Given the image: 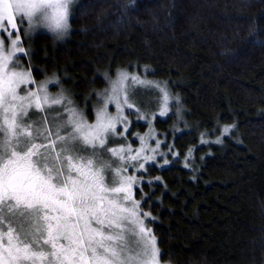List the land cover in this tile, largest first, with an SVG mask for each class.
I'll return each instance as SVG.
<instances>
[{"label": "trees", "instance_id": "16d2710c", "mask_svg": "<svg viewBox=\"0 0 264 264\" xmlns=\"http://www.w3.org/2000/svg\"><path fill=\"white\" fill-rule=\"evenodd\" d=\"M22 45L35 83L88 113L121 72L177 99L180 122L154 124L177 158L134 191L162 261L264 264V0H76L65 40Z\"/></svg>", "mask_w": 264, "mask_h": 264}, {"label": "snow or ice", "instance_id": "6c2138e0", "mask_svg": "<svg viewBox=\"0 0 264 264\" xmlns=\"http://www.w3.org/2000/svg\"><path fill=\"white\" fill-rule=\"evenodd\" d=\"M73 2L0 0V36L5 31L15 34L20 13L29 23L39 14L40 18L51 21L53 30H66L67 8ZM47 9H53L51 16ZM18 39L12 41L13 48L24 52ZM2 44L0 41V50L7 52ZM12 55L8 52L0 56V108L5 115V124L0 127L4 133L0 159L5 160L0 166V264H21L29 260L35 264L33 258L49 257L48 264H148L149 260L158 264L159 249L143 219L150 214L140 211V201L134 200L131 194L136 178H122L119 169L115 176L109 177L114 162L102 159L104 150L113 157L123 152V149L106 147L109 134L119 132L113 121L120 122L123 107L118 102L117 116L107 122H104L106 108L98 110L94 125H87L82 113L71 108L67 110V120L61 114L52 120L28 122L33 97L35 107L39 111L44 108L36 93L19 95L22 85L32 83L31 73L6 71ZM131 79L143 83L136 77ZM18 99L27 101V107L17 106ZM63 99L54 97L51 103L59 105ZM129 99L125 92L123 103L132 109L134 105ZM48 101L45 95L43 103ZM124 131H128L127 127ZM88 148L92 149L90 153ZM120 159L124 161L123 156ZM127 163L124 161L121 166L125 171ZM116 177L121 178L118 181ZM109 184L118 186L109 187ZM109 193L115 195L109 198ZM5 221L7 231L3 230ZM45 246H50L51 251L45 250Z\"/></svg>", "mask_w": 264, "mask_h": 264}, {"label": "rangeland", "instance_id": "374dc122", "mask_svg": "<svg viewBox=\"0 0 264 264\" xmlns=\"http://www.w3.org/2000/svg\"><path fill=\"white\" fill-rule=\"evenodd\" d=\"M75 1L76 0H74L73 3L68 4V27L66 30H53L51 21L40 18L39 14H37V17L33 18L31 23L28 22V18L24 16L23 13L18 14L19 23L15 34L9 35L8 31H5L3 36H0V41H3L2 49L7 50V52L0 50V56L6 55L8 52H11L13 54L12 59L9 61V67L8 69H6V71L29 72L19 65L20 57L25 56V53H27V48L22 45L24 39H29L38 33H47L57 42H62L67 38L69 34V19ZM53 2L55 3L56 0H53ZM47 12L49 16H51L53 9H47ZM17 37H19L18 45L25 50L24 52H18L13 48L12 41L17 40ZM125 77H127V79H125ZM132 77L138 78V81H141L143 83L134 82L131 79ZM31 80L32 83L21 86L23 91L18 90L19 95L23 96L29 91L36 93L40 97V101L44 108V111H39L35 107V97H33L32 106L28 108L29 117L26 118L28 122H31L32 120H43L45 118L52 120L59 117L61 114H63L64 119L67 120V110L71 108L75 109L77 113H82L83 121L86 122L87 125H94L97 122L98 110L106 108L104 122H107L109 118L117 116V104L118 102L120 103V105L123 107V114L119 118L120 122L116 123L115 120L113 121V123H115L116 127L119 129V132L116 134H109L106 147L107 149H123V152H120L118 156L113 157L111 152L104 150L102 159L114 162L113 169L109 173V177L115 176L116 170L119 169L122 178H127L130 176L136 178V183L132 185L131 188V194L134 200L138 201L134 193L135 188L139 187L145 181V175L149 168L153 167L154 164L157 165L158 168L166 167L177 158V152L169 151V148L165 147V143L167 142L164 141V137L158 135L159 130L154 126L157 118L158 120L165 121L169 116H172L173 113L178 122H180V119L182 118L178 111V107L176 106L177 99L172 97L170 94L168 95L162 84L157 82L152 83L151 80L144 77L143 74L142 76H139L133 73L128 74L125 72H121L120 74L112 78V80H108V84L104 89L95 92L97 97L95 103L96 106L92 105V111L88 113L84 108L77 107L75 105L71 93L65 89L63 83L58 77H48L41 83H35L31 74ZM157 91L160 94L158 102H156V99L154 97ZM125 92H127V95L130 98L129 102L134 105L132 109H128L127 106L123 103ZM45 95L49 97V101L47 104L43 103V98ZM165 95H167V100L165 99ZM61 96L64 98L61 104L56 105L51 103V98H58ZM15 104L17 106L24 105L25 107H27L28 102L18 99L17 101H15ZM129 112H131L130 115ZM161 112H164V115H161ZM8 122L11 123V112L8 113ZM4 124L5 115L3 109L0 108V127H3ZM137 124L145 125L143 132H140L138 130V127L136 126ZM133 125H135L137 128L133 130L132 133H130V136H127L128 131H124L125 127H127V129L129 130ZM69 130H71V126L69 127ZM176 132H181V129L177 127ZM61 134L63 135L66 133L62 132ZM141 137H143L144 139L141 140ZM126 139L127 142L125 141ZM128 139L134 142L129 141ZM3 140L4 133L0 132V142H3ZM119 140L120 143L117 144ZM37 143H39V141H37ZM97 147L99 150L98 142ZM91 151L92 149L88 148V152L90 153ZM120 156H123L124 161L128 162L127 165H125L127 167L126 171L123 169V167H121L122 165H124V161L120 159ZM131 156H137L138 158L136 160H131ZM4 162V159H0V166H2ZM141 165H144V167L141 168ZM73 175L75 176L76 174L73 173ZM121 177L116 178L119 181ZM112 186H118V184H109V187ZM107 195L109 198H112V196H114L115 194L109 193ZM119 195L123 197L124 194L121 193ZM129 206H131L130 202ZM143 219L145 226L147 228H150V226L146 222V220H148V217ZM13 227L18 228L19 226L13 225ZM3 230L7 231V221L4 222ZM151 235L154 236L152 232ZM97 238L99 239V237ZM3 243L5 245L7 244L6 237L4 238ZM64 243L67 242L64 241ZM45 250L51 251L50 246H45ZM4 255L6 256L7 253H4ZM33 259L35 260V264H48V259H51V257L43 260L36 258ZM21 264H33V261H22ZM148 264H154V262L149 260ZM158 264L170 263L162 261L159 256Z\"/></svg>", "mask_w": 264, "mask_h": 264}, {"label": "flooded vegetation", "instance_id": "af4514ba", "mask_svg": "<svg viewBox=\"0 0 264 264\" xmlns=\"http://www.w3.org/2000/svg\"><path fill=\"white\" fill-rule=\"evenodd\" d=\"M132 128H133V126L128 130V134H127V136L129 135L130 136V133H132ZM127 140V139H126ZM129 141H132V140H130V139H128ZM132 142H134V141H132Z\"/></svg>", "mask_w": 264, "mask_h": 264}]
</instances>
